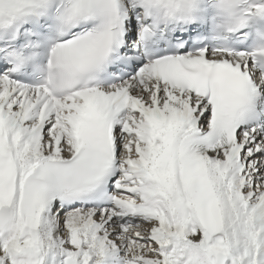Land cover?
<instances>
[{
    "label": "snow or ice",
    "instance_id": "6c2138e0",
    "mask_svg": "<svg viewBox=\"0 0 264 264\" xmlns=\"http://www.w3.org/2000/svg\"><path fill=\"white\" fill-rule=\"evenodd\" d=\"M0 264H264V0H0Z\"/></svg>",
    "mask_w": 264,
    "mask_h": 264
}]
</instances>
